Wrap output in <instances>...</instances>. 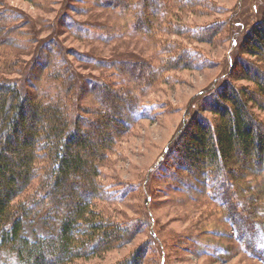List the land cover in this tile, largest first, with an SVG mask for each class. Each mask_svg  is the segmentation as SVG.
Instances as JSON below:
<instances>
[{
    "label": "trees",
    "instance_id": "1",
    "mask_svg": "<svg viewBox=\"0 0 264 264\" xmlns=\"http://www.w3.org/2000/svg\"><path fill=\"white\" fill-rule=\"evenodd\" d=\"M84 1L63 3L54 22L62 20L66 30L92 40L97 33L105 41L134 34L155 38L161 56L105 59L71 49L78 61L122 77L111 81L76 70L55 38L39 41L17 75L0 73V264H71L139 230L138 220L115 221L97 207L98 200L121 201L134 190L106 185L100 176L121 135L156 115L158 105L142 100L135 87L170 84L176 70L206 66L208 55L194 43L212 42L225 29L223 20L194 25L182 19L185 12L214 9L212 0H93L128 19L91 33L90 24L67 9L86 10L80 7ZM0 15L5 18L3 11ZM261 15L242 36L245 22L230 15L235 31L229 28L228 70L193 97L144 186L159 168L168 189L204 196L232 229L212 233L226 237L228 232L240 250L264 262V11ZM7 28L0 22V44L20 43ZM243 79L252 82L236 83ZM85 85L90 87L86 93ZM144 189L151 241L119 264H141L151 243L159 264H167L150 207L153 191ZM200 235L194 232L189 240L201 255L219 259L234 249L217 239L204 242Z\"/></svg>",
    "mask_w": 264,
    "mask_h": 264
},
{
    "label": "rangeland",
    "instance_id": "2",
    "mask_svg": "<svg viewBox=\"0 0 264 264\" xmlns=\"http://www.w3.org/2000/svg\"><path fill=\"white\" fill-rule=\"evenodd\" d=\"M75 1L0 0V11L5 13V18L0 15V22L5 21L7 27L13 29L11 37H16L20 41V43L3 42L0 44V73L17 75L16 71L25 64L24 61H29L33 57L39 41L40 43L50 39L55 41V38L58 39V46L61 49L65 48L68 52L67 56L69 55V59L75 64L76 70L111 81L121 80L122 77H117L114 72L110 75L109 71L104 70L103 67L95 69L89 63L78 61L71 53V49L81 54H97L100 58L105 59L139 55L161 56L157 53L160 46L153 42L155 38L152 41L151 38L144 35L137 37L138 34H134L131 37L105 41L97 33V38L92 40L89 36L82 38L79 33L66 30L62 20L55 23L54 20L57 18L58 11L64 6L63 3L71 5L76 3ZM212 1L216 4L214 9L204 8V12L198 11L195 14L183 12L182 15L183 20L194 25H207L215 20L224 21L225 29L221 30L212 42L194 43L208 55L206 66L176 70L173 82L170 84L155 83L151 89H148L144 82L136 86L135 90L139 92L142 100L158 105L155 108L156 115L141 119L134 124L129 132L121 135L101 167L100 180L102 183L112 187L134 186V190L121 201L98 200L97 207L115 221L131 223L132 220L134 222L138 220L139 230L132 234L128 233L121 244L113 245L96 255L79 259L71 264H119L137 250L141 244L150 243L147 193L144 188H147L149 194L153 191L150 207L156 218L154 227L165 245L167 264H264L240 250L239 245L228 235V232L224 235L226 237H218L212 233L214 230L232 231V229L228 228L227 223L224 222L222 212L217 205L204 196L190 197L191 194L188 196V194L168 189L165 180H160L162 177L159 176V168L151 171L153 178L144 186L146 175L153 165L163 157L162 155L166 152L165 148L176 136L185 116V109L190 108L193 97L206 87L209 88L212 83H218L220 81L218 78L228 70V60L232 53L229 35L235 31L230 15L233 13L236 19L245 22V26L239 30V35L242 36L249 30L250 25L262 16L261 13L264 11V0ZM82 6L86 10L79 11L72 7L67 9L77 21L89 23V32L91 33L92 31L103 32L105 25L123 24L128 19V15L123 17V14L119 13L117 9L98 7L93 0L84 1L80 7ZM229 28H233L231 32ZM181 41L184 40L181 39ZM55 48L57 49L56 46ZM110 69L113 70L114 67ZM236 71L238 72L239 68H236ZM249 82L252 81L236 80L238 84ZM143 86L146 88L143 89ZM89 89V85H85L84 92L86 93ZM141 221L145 222L141 223ZM194 232H202L200 236L204 242L217 239L220 243L233 245L234 249L230 255L219 259L201 255L194 251L195 246L189 240ZM159 262L160 254L157 246L151 243L141 264H159Z\"/></svg>",
    "mask_w": 264,
    "mask_h": 264
},
{
    "label": "water",
    "instance_id": "3",
    "mask_svg": "<svg viewBox=\"0 0 264 264\" xmlns=\"http://www.w3.org/2000/svg\"><path fill=\"white\" fill-rule=\"evenodd\" d=\"M167 150V149H166Z\"/></svg>",
    "mask_w": 264,
    "mask_h": 264
}]
</instances>
